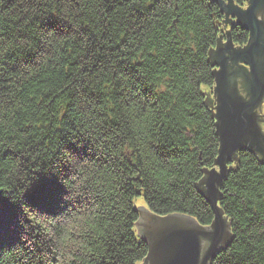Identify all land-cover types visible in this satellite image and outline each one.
<instances>
[{"label":"trees","instance_id":"obj_1","mask_svg":"<svg viewBox=\"0 0 264 264\" xmlns=\"http://www.w3.org/2000/svg\"><path fill=\"white\" fill-rule=\"evenodd\" d=\"M220 1L0 0V264H140L138 199L211 225L210 53L250 39ZM227 167L210 264H264V163Z\"/></svg>","mask_w":264,"mask_h":264},{"label":"water","instance_id":"obj_2","mask_svg":"<svg viewBox=\"0 0 264 264\" xmlns=\"http://www.w3.org/2000/svg\"><path fill=\"white\" fill-rule=\"evenodd\" d=\"M222 10L249 32L250 39L246 49L235 50L227 32L224 48L222 36L219 38L218 59L213 52L211 58L209 55L212 65L218 67L209 107L219 152L214 167L204 171L197 188L210 203L214 219L209 227H203L190 216L152 213L144 207L143 199H138L134 226L138 239L147 246L140 264H210L218 250L231 242L230 226L218 207L227 163L242 150L255 153L264 163V0H250L244 10L230 2ZM243 63L249 67H240Z\"/></svg>","mask_w":264,"mask_h":264}]
</instances>
